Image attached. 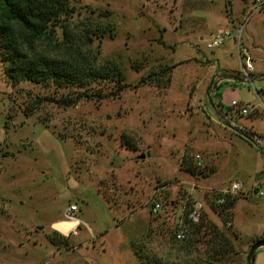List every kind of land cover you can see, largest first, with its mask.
I'll return each mask as SVG.
<instances>
[{
	"label": "rangeland",
	"instance_id": "374dc122",
	"mask_svg": "<svg viewBox=\"0 0 264 264\" xmlns=\"http://www.w3.org/2000/svg\"><path fill=\"white\" fill-rule=\"evenodd\" d=\"M74 7L100 24L98 14L110 13L115 35L102 40L100 59L119 63L129 87L110 98L112 84H97L106 99L66 109L38 104L61 93L13 86L0 61V264H139L132 243L165 264H183L174 236L193 208L223 229L209 210L213 193L233 183L243 192L264 188V148L236 132L264 141V9L255 10L254 0H80ZM238 33L255 92L237 80L246 63ZM163 67L171 68L160 82L169 79L167 87L137 86ZM213 80L223 81L217 90ZM232 101L251 113L239 117ZM184 154L191 164L200 155L204 177L182 170ZM70 206L76 211L68 216ZM57 222L79 227L59 233ZM231 223L234 254L215 264H247L251 242L264 236L263 202L239 197ZM55 232L57 245L49 240ZM252 264H264V247Z\"/></svg>",
	"mask_w": 264,
	"mask_h": 264
},
{
	"label": "trees",
	"instance_id": "16d2710c",
	"mask_svg": "<svg viewBox=\"0 0 264 264\" xmlns=\"http://www.w3.org/2000/svg\"><path fill=\"white\" fill-rule=\"evenodd\" d=\"M78 1L0 0V61L6 80L13 86L29 82L53 87L57 94L61 93L56 98L52 95L42 99L38 104L48 102L66 109L80 101L106 99L108 96L102 90H93L97 84H112L110 98H117L129 87L119 63L100 59L102 40L115 35L114 24L105 21L110 13L98 14L104 23L93 22L92 17L83 18L76 11L74 3ZM95 43L98 45L96 48ZM139 68L140 65L135 70L139 71ZM170 70L163 67L159 71H150L140 78L137 86L167 87L169 79L164 84L160 82ZM182 164L184 172L204 177L202 171L188 161L186 154ZM219 196L213 193L209 210L218 218L223 229L203 213L202 207H199L196 223L185 219L183 230L186 236L177 248L183 264H215L228 260L234 254L236 234L225 226H231L232 210L239 196H226L224 203L218 205L216 200ZM192 211H195L194 208ZM54 234L58 238L50 237L49 240L57 245L60 235ZM63 240L67 242V238ZM260 241L264 242V236L254 239L250 247ZM131 246L139 264H165L162 259L150 255L144 244L132 243Z\"/></svg>",
	"mask_w": 264,
	"mask_h": 264
},
{
	"label": "built area",
	"instance_id": "2783aa9c",
	"mask_svg": "<svg viewBox=\"0 0 264 264\" xmlns=\"http://www.w3.org/2000/svg\"><path fill=\"white\" fill-rule=\"evenodd\" d=\"M254 3L256 4L257 8L255 10H259V9H264V0H254ZM239 35L240 33H238V39H237V50L239 53V58L243 57L244 61L246 63H242V70L240 73V77L237 79L239 82L248 85L254 92V86H253V79H252V73H253V62L252 59L250 58V56L247 54V52L245 50H243L240 46L239 43ZM228 37V36H226ZM223 42V39H217L215 41L212 42L211 45H208L207 48L208 49H213L216 48L218 46H220ZM230 106L234 109H238V114L241 116H247L251 113V111L247 108H242L239 109L240 105L238 102L236 101H232ZM262 108L264 109V107L262 106ZM237 130L240 132V134L244 137H246L252 144H255L257 146H260L262 148H264V141H261L257 136H255L254 134H250L248 132H246L245 130L241 129V128H237ZM201 157L200 155H196L193 159L194 162V166L199 169L202 167V163L200 161ZM219 196V198L216 200V204L221 205L224 203V198L226 196H239L242 198H248V197H255L259 200H261L263 202V212H264V188L262 187H255L252 188V190H249L248 192H243L241 189V186L238 183H233L231 184L229 187H225L217 192ZM161 210V205L160 204H155L152 209H151V214L152 215H157L158 212ZM76 211V208L74 206H70L69 210H68V216H70L73 212ZM188 219L190 221H192L193 223H196L199 219V213L197 210L192 211V213H190ZM73 224V227L71 229H69L68 232L70 233H74L76 227L78 226L77 223L75 222H68ZM227 226H230V224H227ZM185 231L180 227L179 230L176 233V240L179 242L184 241L185 239Z\"/></svg>",
	"mask_w": 264,
	"mask_h": 264
},
{
	"label": "water",
	"instance_id": "95a60500",
	"mask_svg": "<svg viewBox=\"0 0 264 264\" xmlns=\"http://www.w3.org/2000/svg\"><path fill=\"white\" fill-rule=\"evenodd\" d=\"M69 224H71V223H57V224L53 225V229L59 233H63V231H65V229H66L65 226H67ZM262 247H264V242H262V241L254 243L250 247V249L247 253V256H246L247 264H250L251 261L253 260V256H254L255 251L258 250L259 248H262Z\"/></svg>",
	"mask_w": 264,
	"mask_h": 264
},
{
	"label": "crops",
	"instance_id": "0c3cea01",
	"mask_svg": "<svg viewBox=\"0 0 264 264\" xmlns=\"http://www.w3.org/2000/svg\"><path fill=\"white\" fill-rule=\"evenodd\" d=\"M253 71H254V67H253ZM220 81L223 82L222 80H220ZM220 81H219V82H220ZM219 82H217V83L215 84V80H213V81L210 83V85H209L210 89L212 88V89H214V90H217L218 87H219V85H221ZM236 114H237L239 117H244V116L239 115L238 113H236ZM247 116H248V115H247ZM236 130H237V129H236ZM236 132H237L238 135H240L241 137H243V138L245 139V137L242 136L238 130H237ZM262 183H263V182H262ZM262 183L260 182V185H262ZM259 187H262V188H263V186H259ZM198 207H201V206L198 205ZM57 223H63V222H57ZM231 224H232V223H231Z\"/></svg>",
	"mask_w": 264,
	"mask_h": 264
},
{
	"label": "clouds",
	"instance_id": "9594fccd",
	"mask_svg": "<svg viewBox=\"0 0 264 264\" xmlns=\"http://www.w3.org/2000/svg\"><path fill=\"white\" fill-rule=\"evenodd\" d=\"M68 223V222H67Z\"/></svg>",
	"mask_w": 264,
	"mask_h": 264
}]
</instances>
